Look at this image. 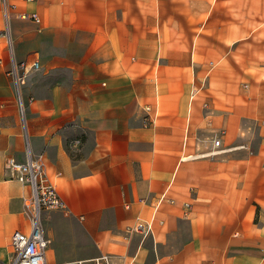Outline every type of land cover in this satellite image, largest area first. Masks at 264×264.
Listing matches in <instances>:
<instances>
[{
    "label": "crops",
    "instance_id": "obj_1",
    "mask_svg": "<svg viewBox=\"0 0 264 264\" xmlns=\"http://www.w3.org/2000/svg\"><path fill=\"white\" fill-rule=\"evenodd\" d=\"M28 152L65 203L49 263L264 264V0H0V264Z\"/></svg>",
    "mask_w": 264,
    "mask_h": 264
},
{
    "label": "built area",
    "instance_id": "obj_2",
    "mask_svg": "<svg viewBox=\"0 0 264 264\" xmlns=\"http://www.w3.org/2000/svg\"><path fill=\"white\" fill-rule=\"evenodd\" d=\"M19 16L23 18L26 17V14ZM20 66L23 70L37 68L38 62L33 61L29 68L24 63H21ZM12 70L18 83L20 77L16 75V67H13ZM20 110L22 111V109ZM214 144L219 145V139L215 140ZM5 169L10 171L19 182L28 185L30 188L29 194L23 198V205L29 213V229L28 231L14 230L12 232L10 245L13 249V257L8 264H72L66 262L49 263L46 259L45 251L48 241L41 227V212L44 210H62L65 208V203L55 185L45 177L42 160L32 157L28 152L25 161L8 157L5 160ZM163 198L164 196H160L158 202H161ZM149 229V223H137L133 227V230L139 232ZM74 264H84V261L79 260ZM90 264H109L108 256L95 257L91 259Z\"/></svg>",
    "mask_w": 264,
    "mask_h": 264
},
{
    "label": "rangeland",
    "instance_id": "obj_3",
    "mask_svg": "<svg viewBox=\"0 0 264 264\" xmlns=\"http://www.w3.org/2000/svg\"><path fill=\"white\" fill-rule=\"evenodd\" d=\"M235 81H238L242 84L245 82V79H236ZM238 84H235L234 88L238 89ZM243 88V86H242ZM247 123H243V125H246ZM247 129V131L249 132V138L247 140H249L253 145V147H255L256 142L258 141L257 138V126H254L253 124H247L245 126ZM251 152H255V148L251 150ZM50 211V210H48ZM41 227L43 230V233L45 235L46 238H50L53 241V234H59L56 231H53V215L48 216V221L45 222L44 220L41 221ZM57 236V235H56ZM46 258L48 261L53 259H56L59 255H61V259H63V257H65L66 255H69L68 257H72L71 254L73 253L72 250L70 249V243H63L62 245L60 243H48L47 248H46ZM75 255V254H74ZM83 254H76V257L73 258H77V257H81ZM67 257V256H66Z\"/></svg>",
    "mask_w": 264,
    "mask_h": 264
},
{
    "label": "bare ground",
    "instance_id": "obj_4",
    "mask_svg": "<svg viewBox=\"0 0 264 264\" xmlns=\"http://www.w3.org/2000/svg\"><path fill=\"white\" fill-rule=\"evenodd\" d=\"M47 241H48V239H47ZM48 243H49V241H48Z\"/></svg>",
    "mask_w": 264,
    "mask_h": 264
}]
</instances>
